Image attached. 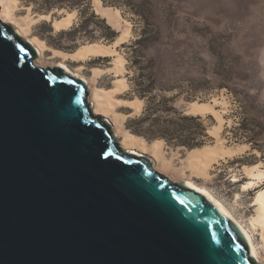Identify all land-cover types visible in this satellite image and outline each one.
I'll return each mask as SVG.
<instances>
[{"label": "water", "instance_id": "1", "mask_svg": "<svg viewBox=\"0 0 264 264\" xmlns=\"http://www.w3.org/2000/svg\"><path fill=\"white\" fill-rule=\"evenodd\" d=\"M0 18V264H259L197 187L124 149L87 82Z\"/></svg>", "mask_w": 264, "mask_h": 264}, {"label": "rangeland", "instance_id": "2", "mask_svg": "<svg viewBox=\"0 0 264 264\" xmlns=\"http://www.w3.org/2000/svg\"><path fill=\"white\" fill-rule=\"evenodd\" d=\"M46 1L52 6L47 8ZM13 12L18 22L31 24L32 36L49 46L37 57L41 66L65 60L72 70L81 69L90 80V100L95 86L112 93L115 112L108 118L121 127L120 135L113 127L119 142L123 132H131L129 119L142 114L146 105L135 91V79L145 67L153 70L158 86L171 88L156 92L178 93L179 109L203 117L214 137L208 144L243 147L213 161L208 176H195L190 149L166 142L156 157L157 139L144 137L146 149L136 145L152 158L154 168L168 163L175 176L185 172L186 179L209 187L251 232L256 258L264 264L263 229L250 223L264 178L245 187L250 180L246 166L264 167V0H13ZM69 12H74L71 24L57 29L54 20ZM92 42L108 46L110 52L71 59L54 55V49L75 53ZM120 57L123 73L117 65ZM196 101L212 102L222 118L199 110ZM116 115L120 123H115Z\"/></svg>", "mask_w": 264, "mask_h": 264}, {"label": "bare ground", "instance_id": "3", "mask_svg": "<svg viewBox=\"0 0 264 264\" xmlns=\"http://www.w3.org/2000/svg\"><path fill=\"white\" fill-rule=\"evenodd\" d=\"M117 12H119V9H117ZM73 15H74V12H69L66 16H63L60 19H55L54 20V26L57 29H60L64 25L71 24L72 19H73ZM41 16H49V15H41ZM0 18L4 22H7V23L11 24L13 27H15L17 29V31L24 38H26L30 41L37 48L38 56L42 57L44 55L45 51L48 50L49 46L46 44L45 40L40 39L37 36L31 35V24L29 22H27L26 24H22L15 19L14 12H13V0H0ZM108 52H110L109 47L104 45V44H100L98 42H94V43L92 42V43L83 45L75 53H67V52H63V51L58 50V49H54V55L55 56H62V58L64 57L65 59H71L72 57L74 58L76 56H82V57L86 58L91 54H99L100 55V54H107ZM38 61L39 60L37 58H35V60H34L35 64L38 65L39 64ZM57 65L62 66L63 68H65L66 71L84 79L90 87V80L86 75H84L82 73L81 69H79L77 71L72 70L69 67V65L66 63L65 60L59 61L57 63ZM117 65L119 66V71L123 73L125 70L124 59L120 57L117 61ZM122 82H126L125 78H122ZM92 96H93V98L91 101H92V107L94 109V113L102 114L104 117L106 116L107 119L111 122L112 126L114 127L115 124L113 123V121H111V119L108 118V114L111 111L115 112L113 109V106L116 104V102L113 99L112 93L105 91L104 89H99L95 86L94 88H92ZM195 105L197 106V108L199 110L214 113V114L218 115L219 117L223 116L221 111L216 109L212 102H198V101H196ZM115 121H116L115 123H118V122L120 123V119L117 115H116ZM219 127L220 126H218V128ZM114 128H115L117 134L120 135L119 132H121V127H119V125H118ZM218 128H216V131H214L216 134H218V132H217ZM123 133H124V137L122 136L123 139L120 141L121 146L124 149H128V150H131L134 152L144 154L143 152L145 150L141 151V150L137 149L136 145H140L141 147L146 149L147 148L146 147L147 141L145 140V138L141 135H137V134H134V133H131L128 131H126V133L125 132H123ZM115 135H116V133H115ZM164 143H166V141L164 139H157L153 142V150L155 151L156 157L159 156L156 151ZM242 148L243 147H241V146L235 147V148H233V147L228 148V147H224L220 144H216V145L205 144L201 147L192 148L189 150V152H190L189 160H190V163L192 166V173L195 174V176H197V175L208 176L209 175L208 168L213 161H216L220 156H224L226 154H231L232 152H234L236 150H240ZM155 168H158L164 174H166L167 176H170L172 178H174V177L175 178H182L183 181H181V182H186L188 184H191V185L197 187L200 191H202L207 196V198L209 200H211L212 202L217 204L244 231V233H245V235H246V237H247V239L251 245V248L253 250V254L255 255V257H257L256 255L258 254V250H257V246L252 241L253 239H252L251 232L247 229V227L243 224V222L241 220H239L234 215V213L227 207V205L220 198H218L211 191V189H209V187H207L206 185L198 184L192 178L186 179L185 177H183L186 174L185 172H183L184 175L181 177L175 176V174H173L170 171L168 163H166L165 165H163L161 167L155 166ZM245 171H246L247 177L250 179L249 181H247V183L245 185L246 188L254 186L255 184H257L258 182H260L264 178V167L262 168L260 165L246 166ZM186 180H188V181H186ZM255 204L257 205L256 213L253 215V217H251L250 223H252V225L254 227L261 226L263 229L262 234L264 237V188L261 189L258 192V194L256 195Z\"/></svg>", "mask_w": 264, "mask_h": 264}, {"label": "trees", "instance_id": "4", "mask_svg": "<svg viewBox=\"0 0 264 264\" xmlns=\"http://www.w3.org/2000/svg\"><path fill=\"white\" fill-rule=\"evenodd\" d=\"M47 8L52 2H45ZM141 74L135 79V91L146 100L142 114L129 119L127 128L147 140L164 139L167 144L192 149L208 144L214 139L201 115L187 113L176 106L178 93L172 96L156 92L171 88L158 86L155 75L140 67Z\"/></svg>", "mask_w": 264, "mask_h": 264}]
</instances>
